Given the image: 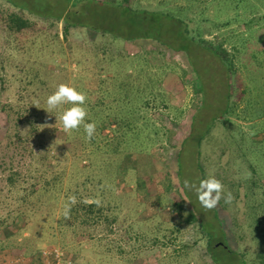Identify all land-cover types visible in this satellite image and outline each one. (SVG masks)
Listing matches in <instances>:
<instances>
[{"label":"rangeland","instance_id":"obj_1","mask_svg":"<svg viewBox=\"0 0 264 264\" xmlns=\"http://www.w3.org/2000/svg\"><path fill=\"white\" fill-rule=\"evenodd\" d=\"M10 1L31 6L38 0ZM131 2L134 8L179 16L188 21L199 38L213 43L215 48L222 45L228 58H236L233 82L238 76L248 86V91L235 89L229 99L232 111L226 115L223 110L227 75L218 60L200 47L192 46L188 54L198 63V68L204 69L203 92L197 89L200 83L189 67L187 54L147 41L114 43L110 38L99 37L84 28L72 29L64 38L60 22L37 18L11 6L7 0H0L2 16L19 14L45 34L43 38L15 40L5 33L0 23V80H4L3 83L0 81L1 102L8 93L22 90L32 94L30 108H39L45 101L35 97L38 87L19 82L26 74L39 72L42 78L49 80L48 87L53 91L60 84H69L84 92L91 101L101 98L116 108L117 101L110 99L111 103H108L107 97H101L110 92V97H120L112 84L103 81L107 76L105 71L108 74L120 72L121 75L126 72L130 82L137 85L133 91L142 92L139 101L131 98L128 103L135 106L137 116L144 118L140 121L143 132L137 139V147L130 149L121 167L113 164L114 173L106 184L107 196L118 206L123 205L115 213V229L110 236L113 249L104 254L107 253L104 248L84 242L80 246L72 230H60L57 212L47 218L36 213L28 222L24 220V211L34 202L32 199L23 201V187L15 193L5 186L8 172L3 171V163L15 168L23 166L25 172L33 169L35 161L31 154H38L40 147L38 139L26 145L8 139L6 123L0 115V222L4 221L0 246H3L1 241L5 240L8 231L14 235L4 244V249L0 248V264H47L52 250L63 253L64 264H212L198 223L184 225L169 209L165 189L169 186L172 192L180 196L182 193L178 171L180 180L183 183L187 180L192 185L186 189L202 220L224 232L226 247L236 255L235 264H261L260 256L264 251V0H251L245 8L240 6L238 10L232 9L230 3L216 4L212 0ZM218 25V29L214 28ZM229 32L234 37L227 38ZM259 39L263 44L260 52L254 49L255 45L259 48L256 44ZM252 53L256 54L254 58ZM109 59L113 61L108 63ZM239 63L247 64L249 73ZM238 93L243 95L235 101ZM225 120L230 125L223 124ZM47 129L50 132L49 126ZM8 130L12 136L13 127ZM191 131L195 137H202L201 144L197 146L191 139L181 149ZM64 132L59 126L54 135L64 154L59 160V169L65 167L69 174L76 163L71 158L72 143L62 141L66 138ZM104 133L110 134L108 130ZM94 135L100 142L101 137L97 133ZM51 140L44 138V144ZM209 174L222 182L224 192L232 194L230 203H225L222 197L214 207L217 222L206 215L210 209L200 204L195 190L199 181ZM137 177L142 178V184H138ZM185 203L191 210L188 201ZM47 205L55 209L61 206L52 201ZM137 221L139 223H135ZM11 222L15 223L9 225ZM134 231L139 235L138 242L133 240ZM124 232L127 235L130 232V236L126 237ZM98 234H101L98 230L93 233L94 236ZM119 248L128 254L119 255ZM185 252L188 253L183 256Z\"/></svg>","mask_w":264,"mask_h":264},{"label":"trees","instance_id":"obj_2","mask_svg":"<svg viewBox=\"0 0 264 264\" xmlns=\"http://www.w3.org/2000/svg\"><path fill=\"white\" fill-rule=\"evenodd\" d=\"M186 1L203 2L204 0ZM212 1L216 4L230 3L234 10H238L240 6L245 8L251 2V0ZM7 2L21 12H27L40 19H51L60 22L64 38H67L70 30L84 28L94 32L99 37L110 38L114 43L118 41L123 43L147 41L156 43L162 48L187 54L189 67L197 76L200 83V87L197 89L203 92L202 72L204 73V69L198 68V63L188 54L192 46L200 47V49L218 60L221 70L227 75L226 105L223 110L226 115L232 111V107L229 106V99L235 93V89L245 88L248 91V86L243 83V79L240 80L236 76L235 79L237 81L233 82L232 80L235 72L234 61L236 58L233 56L228 58L222 45L215 48L213 43L207 42L195 35L188 21L169 12L134 8L131 0H54V2L38 0L31 6L15 4L10 0H7ZM69 7L71 8L69 9ZM0 23H2L5 33H9L15 40H24L30 37L43 38V35H45L42 29H39L35 24L30 23L19 14L2 16L0 13ZM245 25L247 26V24ZM223 26L221 25V27ZM219 27L220 25L214 26L217 29ZM233 35L229 32V35L226 37L231 38L234 37ZM261 41L259 39L256 43L259 45V48L257 45L254 46V49L258 52L263 49ZM255 56V53L251 54V57L254 58ZM107 61L111 63L113 60L109 59ZM239 64L242 68H246V71L249 73V69L246 67L247 64ZM250 65L253 67L252 63ZM25 73L23 74L25 75ZM105 73H107V76H105V80L103 81L112 84L120 97L116 94H112L118 96L116 99L110 97V93L112 92L104 93L101 97L103 99L107 97L109 99L107 100L108 103H111L110 99H112V102L117 101L119 105L116 108L114 107V109L109 104L104 103L101 98L96 97L91 101V98L86 95L85 107L87 109V116L85 122L94 121L96 123L95 134L97 133L101 137V141H98L96 135L90 140L87 139L83 124L76 130L64 132L66 133V138L64 137L62 141H70L75 151L71 154V158L76 163V166L69 174L65 171V167L59 169L60 165L58 163L64 154L61 152L62 148L58 147V141H56L54 135L57 132V128L62 126L60 113L63 108L69 107V105H64L62 108L56 110L48 109L46 98L55 91L48 87V79L42 78L39 72H36L26 74L19 81L26 86L38 87V95L35 97L42 98L41 100L45 101L43 104H39V108L35 106L30 108L31 106L28 105L29 101L32 100V94L27 93V91L18 90L14 93H8L3 102L0 101V115L3 117L4 123H6L5 129L8 139H14L15 142L22 145L28 144L33 139H38L40 147L38 154H31V158L35 161L33 169H26L25 172L23 166L15 168L7 162L3 163L5 166L3 171L8 172L5 178V186L9 191H14L15 193L23 187L21 190L23 201L32 199L34 202L27 208L28 210L24 211L22 215L24 220L28 222L36 213L47 218L57 212V227L60 230H72V234L80 246L84 242L92 247L104 248V251L107 252L104 254H109L114 245L110 236L115 229V213L117 209L122 208L123 204L118 206L107 196L108 190L106 189V184L114 173L113 164L121 167L130 149L137 147L135 144L137 143V139L141 138L143 132L140 121L144 118L137 116L134 110L135 106L132 107L128 103L131 98L137 102L142 97V92L133 91L135 86L137 87V85H134L135 82H130L126 72L123 75L120 72L108 74V71H105ZM0 81L3 83L4 80L1 79ZM118 81L119 83L117 84ZM242 95L238 93L235 101L241 99ZM203 100H201L202 103L205 102V99ZM140 110L141 108L137 111L139 112ZM194 123L195 119H193V123L191 124L192 129ZM222 123L230 125L227 120ZM10 126L13 127L12 136H10L8 130ZM47 126H49L50 132ZM106 130L109 131V136L104 133ZM205 134L200 133V135ZM45 135L46 137H44ZM193 136L194 133L191 131L187 138L183 140L181 149L186 141L191 139L197 146L201 144L202 137L197 135L194 138ZM44 138H51L52 140L44 144ZM30 151L32 152V148ZM179 162L180 154L178 155L177 167ZM119 166H116V168ZM178 174L179 171L177 172V177L182 192L181 196L172 192L168 188L169 186L167 187L168 190L167 188L165 189L166 193L164 192L169 209L175 212V215L181 219L179 221L184 225L198 223L200 232L206 242V254L212 264H235L236 255L226 247L224 232L214 224L202 220L197 206L190 200L188 191ZM136 179L138 184H142V178L137 177ZM51 201L60 203L61 206L58 209L51 208L47 205ZM187 201L190 204L191 210L186 206L185 202ZM66 208L68 209L67 215H65ZM206 215L211 217L212 221L217 222L214 208L207 211ZM260 222L261 220L258 221V223ZM13 223L15 222H11L9 225ZM135 223H139V221ZM2 225H4V221L0 222V230ZM6 228L8 229L9 226ZM96 230L99 233L101 232V234L94 236L93 233ZM86 231L93 233L88 234ZM124 234L127 237L130 232L128 235L126 232ZM11 235L12 237L14 236L8 231L5 240L1 241L3 246H0V248L4 249V244L8 242ZM134 236L133 240L138 242L140 238L136 231H134ZM139 250L134 251L135 254ZM118 251L119 255L122 256L128 254L123 249L121 251L120 248ZM187 253L185 252L183 256H186ZM170 256L172 257V255ZM260 260L261 264H264V251L260 256Z\"/></svg>","mask_w":264,"mask_h":264},{"label":"clouds","instance_id":"obj_3","mask_svg":"<svg viewBox=\"0 0 264 264\" xmlns=\"http://www.w3.org/2000/svg\"><path fill=\"white\" fill-rule=\"evenodd\" d=\"M85 102L86 94L69 84L58 85L55 91L46 98L49 110H56L62 108L64 105H69V107L63 108L60 113L63 129L65 131H72L83 124L86 138L90 140L94 136L97 126L94 121L85 122L87 116ZM191 186L189 181H184L185 188ZM195 190L200 204L207 209L216 207L222 197L225 203H230L232 200L231 192H224L222 182L214 174H209L205 179H201L198 186H195ZM67 213L68 209L66 208L65 215Z\"/></svg>","mask_w":264,"mask_h":264},{"label":"built area","instance_id":"obj_4","mask_svg":"<svg viewBox=\"0 0 264 264\" xmlns=\"http://www.w3.org/2000/svg\"><path fill=\"white\" fill-rule=\"evenodd\" d=\"M47 264H64L63 253L59 250L50 252V261Z\"/></svg>","mask_w":264,"mask_h":264}]
</instances>
